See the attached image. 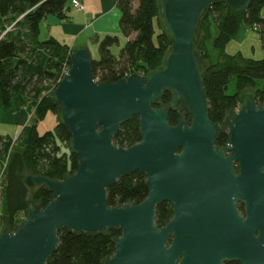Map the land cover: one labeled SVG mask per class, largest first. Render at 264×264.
<instances>
[{"label": "water", "instance_id": "obj_1", "mask_svg": "<svg viewBox=\"0 0 264 264\" xmlns=\"http://www.w3.org/2000/svg\"><path fill=\"white\" fill-rule=\"evenodd\" d=\"M251 1L158 0L170 45L162 65L143 75L97 81L88 47L71 49L70 66L50 96L78 164L62 179L24 177L28 187L43 186L51 199L44 207L31 204L14 231H0V264H45L62 228L92 235L119 230L112 240L114 253L102 264H173L165 249L167 227L158 229L153 222L155 207L168 200L179 208L210 191L215 180L245 198L248 210L260 207L264 219V104L244 93L223 126L213 123L195 44L198 21L208 7L224 2L244 9ZM166 93L169 100L161 102ZM170 111L178 112L176 124L168 121ZM132 116H138L141 139L117 146L113 137ZM225 132L227 145H215ZM134 171L145 174L146 197L137 204L109 207L107 187Z\"/></svg>", "mask_w": 264, "mask_h": 264}, {"label": "trees", "instance_id": "obj_2", "mask_svg": "<svg viewBox=\"0 0 264 264\" xmlns=\"http://www.w3.org/2000/svg\"><path fill=\"white\" fill-rule=\"evenodd\" d=\"M71 2L0 0V106L16 111L29 105L32 111L30 118L35 113L37 121L26 128L27 138L21 157L25 165L34 170L33 174L51 179H62L74 172L78 164V156L71 148L70 134L59 117L58 105L50 96L70 66L71 50L52 35L40 38V23L49 14L62 18ZM117 7L120 9L119 29L126 40L115 55L112 47L118 45L117 35L105 34L97 39L99 57L93 59L97 81H116L131 73L153 71L162 65L170 45L162 27H158L156 34L154 32L153 22H157L159 16L158 0H117ZM263 7L264 0H252L244 9H232L227 3L220 2L208 7L198 21L196 51L199 61L208 62L202 66L201 73L208 116L213 123L222 124L227 114L239 106L243 85L253 83L257 86L264 81V56L256 60L244 57L240 52L228 54L224 51L225 44L235 36L240 26L258 32L264 51V16L260 13ZM212 23L217 28L216 35L212 37V45L218 51L214 62L207 48ZM231 78L235 82V91L227 94L225 89ZM253 94L258 103L264 104L262 87H256ZM168 97L166 93L163 101ZM48 111L57 114L58 121L54 129L40 133L37 131L38 121ZM177 120V113H168L170 124H176ZM140 139L138 116H132L120 125L113 142L117 146L128 147ZM224 140L225 134L221 133L216 142ZM8 146V139L0 134V156L5 155ZM62 147L67 148V152L61 151ZM25 176L10 168L4 176L1 209L6 224L4 228L10 231L16 229L19 213L27 212L31 204L44 207L51 199V193L43 186L28 187L24 183ZM35 187V192L31 193L30 189ZM146 195V177L139 171L119 177L106 189L109 207L137 204ZM33 198L38 202L32 203ZM57 235L56 249L45 264H102L104 258L113 255L112 240L120 235V231L111 229L106 234L92 235L62 228Z\"/></svg>", "mask_w": 264, "mask_h": 264}, {"label": "flooded vegetation", "instance_id": "obj_3", "mask_svg": "<svg viewBox=\"0 0 264 264\" xmlns=\"http://www.w3.org/2000/svg\"><path fill=\"white\" fill-rule=\"evenodd\" d=\"M168 100L162 97L161 102ZM223 134L225 140L215 145H227ZM233 166L237 175L238 163ZM212 183L210 191L179 208L168 200L155 207L153 222L158 229L167 227L165 249L173 264H264L262 210L258 206L248 210L246 199L232 195L221 186L223 181Z\"/></svg>", "mask_w": 264, "mask_h": 264}, {"label": "crops", "instance_id": "obj_4", "mask_svg": "<svg viewBox=\"0 0 264 264\" xmlns=\"http://www.w3.org/2000/svg\"><path fill=\"white\" fill-rule=\"evenodd\" d=\"M79 1L83 5L82 10H78L72 6H69L63 12L62 18L55 14H49L43 18L42 21H44L46 29L45 35L43 36L44 38L52 35L59 42L68 45L70 50L80 45H85L88 47V49H90L89 47L91 45H96L97 47V39H101L105 34H115L118 36V38H120L119 36H121L123 42L126 40L121 34L118 25L120 9L117 7V0ZM260 13L262 16H264V7L261 8ZM242 27L243 26H240L239 30ZM238 31L236 32V34L238 33ZM216 33L214 34V36L216 35ZM235 36L233 38H235ZM227 44L228 42L224 46V51ZM259 86L264 89V81L260 83ZM25 110H29V105L18 108L16 111H10L0 106V124L3 123L1 127L7 128L12 125L11 127L17 129V126L19 124L20 128L17 129L16 133H18V135L21 133L25 134L27 131ZM0 134L9 135L8 132L3 131L0 132Z\"/></svg>", "mask_w": 264, "mask_h": 264}, {"label": "rangeland", "instance_id": "obj_5", "mask_svg": "<svg viewBox=\"0 0 264 264\" xmlns=\"http://www.w3.org/2000/svg\"><path fill=\"white\" fill-rule=\"evenodd\" d=\"M153 25L155 29L154 32L156 34V32L158 31V27H160L161 29V23L159 20V16H157V22L154 21ZM45 30L46 29H45L44 21H41L40 33H39L40 38H43V36L45 35ZM216 32H217V28L212 23L211 29H210L211 38L214 36ZM155 34L153 37L154 41H155ZM119 37L120 38H118L119 39L118 45L112 47V52L115 55H118L120 47H122V45L125 43V41L124 42L122 41V37L121 36ZM207 42H208L207 48L209 50L211 61L214 62L217 60L218 51L215 48H213L211 44V39H209ZM89 48H90L89 50H90V54L92 55V57L97 59L99 57V53H98L96 45L94 46L91 45ZM237 52H240L242 56L244 57H250L256 60L262 59V57L264 56V51L261 46L260 36L258 32L247 29V28L245 30L242 27L236 34L235 38L228 41V44L226 45V49H225V53H228V54H235ZM200 62L203 67L206 66L208 63L207 60H200ZM141 74L143 75L144 72L141 71ZM257 86L256 84H253V83L245 84L243 85V88L241 89L239 95L244 94V93H249V92L255 93ZM234 91H235V82H234V79L231 78V80L227 84L225 92L227 94H232L234 93ZM25 112H26L25 114H26V124H27L26 128L28 129L29 128L28 125L32 124L33 122H36L37 120L35 118V113H33V117L30 118V116H32L31 109L25 110ZM57 121H58V115L54 114L52 111H48L46 115L44 116V118L38 121L37 131L40 133H43L46 130H52L54 129ZM2 125L3 123L0 124V132L2 131L8 132L9 135L12 136V138H10L9 135H3L5 139H8L9 146H8V150L5 153V155L0 156V231L6 226L5 222L3 221L2 209H1L2 186H3L6 170L10 168L16 171L17 173H19L21 176L34 173L33 169H30L28 166L25 165L21 157V154L25 148L24 142L26 141L27 134L25 135L21 133L18 135V133H16L17 129L20 128L19 124L17 126V129H14L13 127H11L12 125L10 127L3 128L1 127ZM61 151L67 152V148L62 147ZM35 189L36 187L31 188L30 189L31 193H34ZM37 202L38 201H36L33 198L32 203H37ZM25 215H26V212H21L16 216L15 228H17L21 224Z\"/></svg>", "mask_w": 264, "mask_h": 264}, {"label": "built area", "instance_id": "obj_6", "mask_svg": "<svg viewBox=\"0 0 264 264\" xmlns=\"http://www.w3.org/2000/svg\"><path fill=\"white\" fill-rule=\"evenodd\" d=\"M71 6L76 8V9H78V10H82L83 9V5L80 3L79 0H72Z\"/></svg>", "mask_w": 264, "mask_h": 264}]
</instances>
